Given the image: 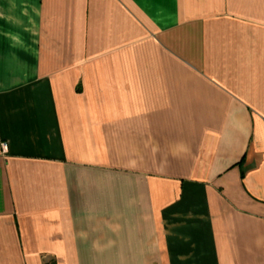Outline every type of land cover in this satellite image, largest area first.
Returning <instances> with one entry per match:
<instances>
[{
    "label": "crops",
    "instance_id": "0c3cea01",
    "mask_svg": "<svg viewBox=\"0 0 264 264\" xmlns=\"http://www.w3.org/2000/svg\"><path fill=\"white\" fill-rule=\"evenodd\" d=\"M0 264H264V0H0Z\"/></svg>",
    "mask_w": 264,
    "mask_h": 264
}]
</instances>
